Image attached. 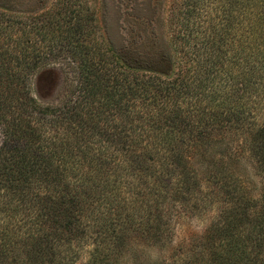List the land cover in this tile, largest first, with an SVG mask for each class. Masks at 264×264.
Returning <instances> with one entry per match:
<instances>
[{"label":"trees","instance_id":"obj_1","mask_svg":"<svg viewBox=\"0 0 264 264\" xmlns=\"http://www.w3.org/2000/svg\"><path fill=\"white\" fill-rule=\"evenodd\" d=\"M85 6L0 9V264H125L134 238L164 247L175 214L216 202L207 243L172 261L250 264L264 186L251 211L235 173L245 156L264 177V0H185L170 21V73L87 40ZM58 62L62 96L42 103L32 76Z\"/></svg>","mask_w":264,"mask_h":264},{"label":"rangeland","instance_id":"obj_2","mask_svg":"<svg viewBox=\"0 0 264 264\" xmlns=\"http://www.w3.org/2000/svg\"><path fill=\"white\" fill-rule=\"evenodd\" d=\"M81 1L86 8H90V11L84 12L90 21L85 26L84 32L87 40L100 42L103 48L112 49L125 63L142 69L153 68L159 73L172 71L170 57L173 46L170 42V21L176 14L174 13L176 9L181 8L185 0ZM58 3L59 0H0V9H5L17 16L36 17L45 14ZM209 8L210 5L207 10ZM165 53L167 56L169 53V57L162 67L160 56ZM61 68L58 62L43 66L34 73L33 96L38 101L50 103L62 96L66 74L61 71ZM70 77L72 78V75ZM236 172V177L242 179L245 187L251 192L249 193L250 204L254 207L251 211H256L264 186L263 175L253 168L251 160L249 161V158L245 156H242L240 163L237 164ZM222 207H224L223 203H213L207 212L199 217L175 214L171 224L173 236L164 247L147 246L140 239L134 238L136 249L129 251L125 256V264L126 260L128 264H154L162 261L176 264L170 257L174 252L182 248L189 251L207 243L206 234L218 219ZM251 211L250 215H252ZM250 226L249 224L248 227ZM247 243L246 258L250 264H264V244L258 250L255 248L256 242L247 240ZM195 258L192 257L190 260L193 261ZM84 263L85 259L77 264Z\"/></svg>","mask_w":264,"mask_h":264}]
</instances>
